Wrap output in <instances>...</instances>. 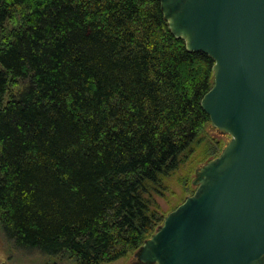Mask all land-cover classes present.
<instances>
[{
  "label": "trees",
  "instance_id": "16d2710c",
  "mask_svg": "<svg viewBox=\"0 0 264 264\" xmlns=\"http://www.w3.org/2000/svg\"><path fill=\"white\" fill-rule=\"evenodd\" d=\"M214 64L160 0H0L5 236L74 264L136 252L224 147L201 105Z\"/></svg>",
  "mask_w": 264,
  "mask_h": 264
},
{
  "label": "water",
  "instance_id": "95a60500",
  "mask_svg": "<svg viewBox=\"0 0 264 264\" xmlns=\"http://www.w3.org/2000/svg\"><path fill=\"white\" fill-rule=\"evenodd\" d=\"M173 34L214 60L201 101L230 139L135 252L141 264H264V0H160Z\"/></svg>",
  "mask_w": 264,
  "mask_h": 264
},
{
  "label": "rangeland",
  "instance_id": "374dc122",
  "mask_svg": "<svg viewBox=\"0 0 264 264\" xmlns=\"http://www.w3.org/2000/svg\"><path fill=\"white\" fill-rule=\"evenodd\" d=\"M208 137L218 138V139L222 140L224 143V146L226 145V143L230 139L229 135L219 133L218 129L213 125H212V127L209 126ZM212 159H214V158H212ZM209 161H207V162H209ZM202 165H200V166H202ZM194 178H195V175H194ZM194 178H193V180H194ZM192 183H193V181H192ZM173 187L175 188L176 191H180V189H181L180 186L176 187V185H174ZM193 187H194V192H195L196 187L194 185H193ZM192 194H189V195H192ZM189 195H187V196H189ZM186 197H185V199H186ZM180 200H181V197L177 200L173 197V203L169 207L172 208L173 210H175L181 204ZM177 204H179V205L175 208L174 206ZM173 210H171L170 212H172ZM134 254H135V252H131L126 257H122V258L117 259L115 261L106 262L103 264H133V262L136 260L134 257ZM0 264H74V262L70 259L62 258V257L52 258L50 256H47V255L41 253L40 251H38L36 249L30 250V249L22 248V247L18 246L17 244H15L14 241L9 240L5 236L3 230L0 226Z\"/></svg>",
  "mask_w": 264,
  "mask_h": 264
},
{
  "label": "flooded vegetation",
  "instance_id": "af4514ba",
  "mask_svg": "<svg viewBox=\"0 0 264 264\" xmlns=\"http://www.w3.org/2000/svg\"><path fill=\"white\" fill-rule=\"evenodd\" d=\"M133 264H141V263H139L137 260H135V261L133 262Z\"/></svg>",
  "mask_w": 264,
  "mask_h": 264
}]
</instances>
